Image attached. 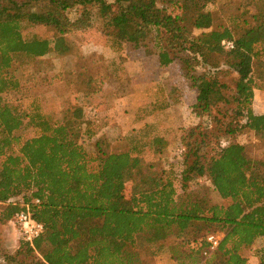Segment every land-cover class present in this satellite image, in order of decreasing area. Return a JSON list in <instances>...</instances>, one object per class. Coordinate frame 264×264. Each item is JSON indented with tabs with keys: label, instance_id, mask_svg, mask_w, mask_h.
I'll list each match as a JSON object with an SVG mask.
<instances>
[{
	"label": "trees",
	"instance_id": "trees-1",
	"mask_svg": "<svg viewBox=\"0 0 264 264\" xmlns=\"http://www.w3.org/2000/svg\"><path fill=\"white\" fill-rule=\"evenodd\" d=\"M231 3L237 13L232 24L224 14L223 22L215 23L210 9L218 6L215 0H0V223L24 210L17 203L23 199L45 226L32 244L5 254L6 264H148L143 252L173 237L182 239L185 250L175 256L176 264H199L209 250L207 237L217 232L224 238L203 264H247L243 251L258 241L264 263V160H255L242 144L221 143L208 164L202 153L210 145L211 123L219 124L214 111L223 113L221 104L235 121L226 133L246 130L264 137V114L253 110L255 91H264V0ZM93 9L115 53L106 61L109 77L119 81L126 75L128 49L144 50L158 58L161 69L180 64L196 92L194 112L209 124L182 137L177 159L183 169L175 175L141 157L137 136L134 147L115 150L129 137L113 143L104 134L98 137L83 106L66 109L51 124L37 112L23 113L3 102L21 87L11 72L16 60L61 55L58 45L67 35L92 27ZM72 12H78L75 20ZM24 23L51 29L53 40L25 37ZM222 71L237 76L234 88L220 80ZM158 79L170 103L179 105L180 87L167 72H158ZM99 83L86 78L83 87L91 90L82 94L97 97L103 91L96 90ZM25 118L40 130L26 140L15 134ZM148 144L154 154H164L163 138ZM204 171L224 204H213L208 189L193 197L192 173ZM20 256L30 262H19Z\"/></svg>",
	"mask_w": 264,
	"mask_h": 264
},
{
	"label": "rangeland",
	"instance_id": "rangeland-1",
	"mask_svg": "<svg viewBox=\"0 0 264 264\" xmlns=\"http://www.w3.org/2000/svg\"><path fill=\"white\" fill-rule=\"evenodd\" d=\"M215 1L218 6L210 8L214 12L215 23H222L224 19L221 16L224 14L227 21L229 22L230 19L232 24L234 20L232 17H235L237 13L234 10L235 6L231 5V0ZM72 13L70 18L75 20L78 12ZM248 19L250 21V17ZM238 23L243 24L236 22ZM23 25L25 37L53 40L54 32L51 29L44 26H31L27 23ZM102 29L101 16L93 9L92 27L67 35L58 45L61 55H48L45 58L32 60L18 58L11 72L19 79L21 87L5 94L3 102L23 113L37 112L51 124L57 123L66 109L83 106L85 120L92 122L93 130L98 137L104 134L112 143L118 138L129 137L130 142L121 144V147L114 146L115 150L126 151L132 147L131 144L134 147L131 140L137 136L142 139L140 145L143 150H139L141 157L148 163H157L165 167L175 175V172L183 169L177 159L182 149V137L185 134L189 135L199 125L204 128L209 124L206 117L194 112L193 106L197 103L196 92L190 89L189 83L185 81L180 64L176 63L167 69H161L158 58L155 55H146L144 50L128 49L126 75L119 81L109 77L106 73V61L115 57V53L109 47ZM160 71L167 72L177 89L180 87L184 92L183 100L179 105L170 103L164 86L158 79ZM90 77L100 81L101 85L96 90L100 86L103 88L102 93L97 97L82 94L83 90L85 93L91 90V86L89 89L83 87L86 78ZM219 77L231 88L235 87L237 76L234 73L222 71ZM138 99L141 101V110L137 112L135 108L140 104L135 102ZM149 100H152V104ZM220 107L223 113L214 111V115L219 118V124L217 126L216 123H211L214 129L208 131L210 145L202 152L203 158L207 161L206 164L211 158L217 156L221 143L246 145L251 157L255 160H264V137L256 136L246 130L226 133L225 127L231 123L235 124V121L231 112L227 113L228 116L224 114L227 112L225 104H221ZM232 108L233 106H230V109ZM253 110L255 114H264V91L256 92ZM219 129H221L220 132ZM212 131L220 137V142L213 137ZM15 134L26 140L40 134V130L30 122V118H25L23 127ZM155 137L164 139L162 155L154 154L152 147L148 144ZM87 149L93 153L92 143L87 144ZM191 180L190 190L193 197L199 196L200 192L203 193L204 189H208L207 193L213 204H224L219 194L213 190L206 171L200 174L192 173ZM17 203H20V200ZM181 241L182 239L173 237L155 245L143 252V259L148 264H176L175 256H182L185 253L184 248L180 246ZM22 243L24 242L19 229L12 221L6 224L0 223V264H6L4 255H15ZM261 246L262 242L258 241L252 248L243 251L247 264H261ZM204 257H206L204 254L200 256L199 264L204 263ZM18 261L30 262L25 256H20Z\"/></svg>",
	"mask_w": 264,
	"mask_h": 264
},
{
	"label": "built area",
	"instance_id": "built-area-1",
	"mask_svg": "<svg viewBox=\"0 0 264 264\" xmlns=\"http://www.w3.org/2000/svg\"><path fill=\"white\" fill-rule=\"evenodd\" d=\"M227 48L233 49L234 44L232 42L227 43ZM20 204L22 205L24 210L16 214V216L12 220V223L19 229V233L23 242L32 244L34 240L39 238L45 232V226L43 223L34 220L29 205L26 204L23 199H20ZM223 236L224 235L221 232L209 235L207 237L209 250H207L204 255H207L209 251L216 250L223 240Z\"/></svg>",
	"mask_w": 264,
	"mask_h": 264
},
{
	"label": "crops",
	"instance_id": "crops-1",
	"mask_svg": "<svg viewBox=\"0 0 264 264\" xmlns=\"http://www.w3.org/2000/svg\"><path fill=\"white\" fill-rule=\"evenodd\" d=\"M256 92H261V91H255V94H256ZM143 99H144V97H143ZM144 101V100H143ZM152 102V100H149V103H151ZM135 104H140V105H138L136 108H135V111H140L141 110V101H140V99H138L136 102H135ZM152 104V103H151ZM134 109V108H133Z\"/></svg>",
	"mask_w": 264,
	"mask_h": 264
}]
</instances>
